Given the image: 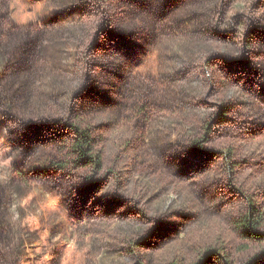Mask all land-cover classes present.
I'll use <instances>...</instances> for the list:
<instances>
[{"label":"rangeland","instance_id":"1","mask_svg":"<svg viewBox=\"0 0 264 264\" xmlns=\"http://www.w3.org/2000/svg\"><path fill=\"white\" fill-rule=\"evenodd\" d=\"M252 205L264 0H0V264H264Z\"/></svg>","mask_w":264,"mask_h":264},{"label":"trees","instance_id":"2","mask_svg":"<svg viewBox=\"0 0 264 264\" xmlns=\"http://www.w3.org/2000/svg\"><path fill=\"white\" fill-rule=\"evenodd\" d=\"M76 141L73 145L74 154L79 157L80 163L88 168H94L99 170L102 168V155L101 153H96L95 145L90 137L88 131H82L80 128H74ZM255 214L258 212L255 210L253 205L251 206L250 214L245 217L244 222L245 227L250 230V232H255L253 228H260L263 226L264 222L261 224L258 220H255Z\"/></svg>","mask_w":264,"mask_h":264}]
</instances>
